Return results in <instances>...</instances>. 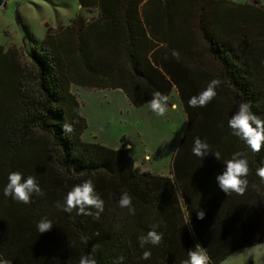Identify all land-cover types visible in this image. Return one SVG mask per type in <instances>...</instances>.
I'll return each instance as SVG.
<instances>
[{"label": "trees", "instance_id": "trees-1", "mask_svg": "<svg viewBox=\"0 0 264 264\" xmlns=\"http://www.w3.org/2000/svg\"><path fill=\"white\" fill-rule=\"evenodd\" d=\"M96 10L89 22L76 15L55 36L46 32L21 63L0 47V257L12 264H79L94 253L97 264H182L199 243L211 264L238 250L264 244V144L253 153L231 134L228 120L240 102L264 119V5L258 0H76ZM166 44L167 47H162ZM179 52V58L172 55ZM212 79L222 81L206 107L189 99ZM120 90L134 108L175 88L186 125L170 176L135 166L129 150L82 141L86 127L70 85ZM73 124L71 133L62 130ZM199 137L219 151L192 153ZM236 151L248 155V189L222 192L216 176ZM34 176L43 195L30 204L3 195L10 172ZM92 179L104 201L99 219L57 209L74 185ZM253 185L257 187L254 188ZM132 196L135 215L120 208ZM186 209V211H185ZM203 210L205 218H197ZM95 214V209H91ZM190 213V224L185 215ZM47 217L53 229L39 233ZM153 225L161 242L140 247ZM144 251L151 258L142 259Z\"/></svg>", "mask_w": 264, "mask_h": 264}, {"label": "rangeland", "instance_id": "rangeland-1", "mask_svg": "<svg viewBox=\"0 0 264 264\" xmlns=\"http://www.w3.org/2000/svg\"><path fill=\"white\" fill-rule=\"evenodd\" d=\"M245 4L252 0H230ZM264 5V0H258ZM86 22L96 10L83 9L76 0H6L0 7V47L12 51L21 63L30 62L32 49L46 35L55 36L76 16ZM80 105L86 127L82 141L106 148L124 147L136 167L155 176H170L172 158L186 125V117L175 88L169 96V109L157 116L148 105L131 106L121 91L70 85ZM176 105L175 110L171 105ZM130 147H129V146ZM150 155V160H145ZM227 264H264V244L236 251Z\"/></svg>", "mask_w": 264, "mask_h": 264}, {"label": "clouds", "instance_id": "clouds-1", "mask_svg": "<svg viewBox=\"0 0 264 264\" xmlns=\"http://www.w3.org/2000/svg\"><path fill=\"white\" fill-rule=\"evenodd\" d=\"M162 47H167L162 44ZM173 57L179 58V52L173 50ZM222 81L219 79H212L198 95L192 96L188 104L190 107H206L217 96V88L220 87ZM169 97L159 91L152 94V98L147 102L148 107L157 116L163 117L169 109ZM175 110L176 105H171ZM228 126L231 129V134L242 141L243 144L253 153H260L262 144H264V119L253 113L249 102H240L238 110L228 120ZM62 130L67 133L73 131V124L65 123ZM130 147V146H129ZM192 153L196 157L205 158L209 153L213 154L216 160H221V153L219 151L212 152L210 145L206 141H202L199 137H195L193 141ZM145 160H150V155H145ZM224 171L222 174L216 176V182L219 189L228 194L234 192L243 195L248 189L249 181L247 177L250 173L248 155L245 151H236L232 154L230 159L223 162ZM256 176L260 178L261 184H264V166L256 169ZM256 188V185H253ZM43 195V192L34 176L29 175L26 179L20 172H10L8 175V183L3 188V195L11 197L17 202L30 204L32 195ZM120 208H127L130 215H135V209L132 206V196L128 192L122 193L118 201ZM56 207L65 213L77 211L78 215L93 216L99 219L100 214L104 211V201L97 193L92 179H87L83 183L74 185L67 193L63 204L56 202ZM95 209V214L91 211ZM186 211V209H185ZM205 212L199 210L197 218L203 220ZM186 225L190 224V213L185 215ZM53 223L47 217L42 218L37 223V230L39 233H47L53 229ZM158 225H153L152 229L146 235L138 237L140 247L144 248L146 245L156 246L162 240V233H158ZM96 247L94 246L91 254L81 256L79 264H97L94 253ZM151 258L150 251H144L142 259L148 260ZM0 264H12L8 259L0 257ZM116 264H124V257L117 258ZM182 264H211L207 250L197 243L192 250H188V259L182 261ZM227 264V261L223 262Z\"/></svg>", "mask_w": 264, "mask_h": 264}, {"label": "water", "instance_id": "water-1", "mask_svg": "<svg viewBox=\"0 0 264 264\" xmlns=\"http://www.w3.org/2000/svg\"><path fill=\"white\" fill-rule=\"evenodd\" d=\"M6 0H0V7L4 5Z\"/></svg>", "mask_w": 264, "mask_h": 264}, {"label": "crops", "instance_id": "crops-1", "mask_svg": "<svg viewBox=\"0 0 264 264\" xmlns=\"http://www.w3.org/2000/svg\"><path fill=\"white\" fill-rule=\"evenodd\" d=\"M117 91H120V90H117ZM127 100V99H126ZM129 146V145H128Z\"/></svg>", "mask_w": 264, "mask_h": 264}]
</instances>
